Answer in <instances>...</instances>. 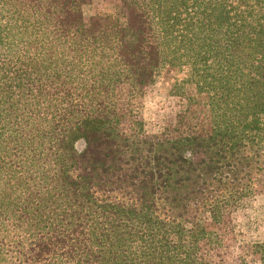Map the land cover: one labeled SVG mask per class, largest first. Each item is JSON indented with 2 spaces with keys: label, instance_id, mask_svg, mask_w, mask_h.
<instances>
[{
  "label": "trees",
  "instance_id": "16d2710c",
  "mask_svg": "<svg viewBox=\"0 0 264 264\" xmlns=\"http://www.w3.org/2000/svg\"><path fill=\"white\" fill-rule=\"evenodd\" d=\"M90 1L0 0V264H210L214 226L264 175V0L85 18ZM185 64L209 131L124 127L121 92Z\"/></svg>",
  "mask_w": 264,
  "mask_h": 264
},
{
  "label": "rangeland",
  "instance_id": "374dc122",
  "mask_svg": "<svg viewBox=\"0 0 264 264\" xmlns=\"http://www.w3.org/2000/svg\"><path fill=\"white\" fill-rule=\"evenodd\" d=\"M118 4L117 0H91L82 6V11L85 18L117 13ZM191 67L178 65L174 74L158 71L153 85L135 97L127 90L122 91L120 114L124 127L140 123L151 135L209 131L210 91L193 80ZM76 147L82 148L83 141H78ZM226 214L223 222L214 226L219 245L213 250L203 246L204 258L210 264H256L250 246L264 241V175L256 181L254 195L243 199L234 212Z\"/></svg>",
  "mask_w": 264,
  "mask_h": 264
}]
</instances>
